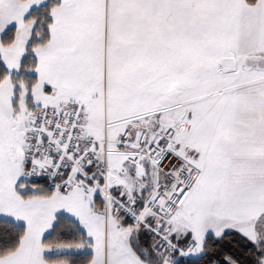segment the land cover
Masks as SVG:
<instances>
[{"label":"snow or ice","instance_id":"6c2138e0","mask_svg":"<svg viewBox=\"0 0 264 264\" xmlns=\"http://www.w3.org/2000/svg\"><path fill=\"white\" fill-rule=\"evenodd\" d=\"M0 264H264V0H0Z\"/></svg>","mask_w":264,"mask_h":264}]
</instances>
